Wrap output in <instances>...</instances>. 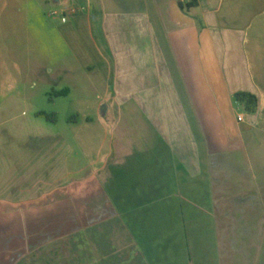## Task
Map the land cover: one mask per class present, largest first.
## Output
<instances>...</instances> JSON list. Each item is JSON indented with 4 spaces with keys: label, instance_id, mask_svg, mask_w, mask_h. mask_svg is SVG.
I'll use <instances>...</instances> for the list:
<instances>
[{
    "label": "crops",
    "instance_id": "1",
    "mask_svg": "<svg viewBox=\"0 0 264 264\" xmlns=\"http://www.w3.org/2000/svg\"><path fill=\"white\" fill-rule=\"evenodd\" d=\"M182 1L88 0L63 12L70 30L88 32L93 56L77 62L107 97L102 119L115 117L88 177L90 229L119 224L122 262L160 264L182 249L186 225L210 220L219 264H264V0ZM237 94L256 97V112Z\"/></svg>",
    "mask_w": 264,
    "mask_h": 264
},
{
    "label": "rangeland",
    "instance_id": "2",
    "mask_svg": "<svg viewBox=\"0 0 264 264\" xmlns=\"http://www.w3.org/2000/svg\"><path fill=\"white\" fill-rule=\"evenodd\" d=\"M87 2L0 0V200H38L19 213L0 209V264L12 244V264H127L116 254L129 242L119 224H89L88 177L115 117L102 119L107 97L77 62L93 56L88 32L70 30L63 15L82 13ZM16 215L32 223L15 224ZM199 223L186 225L188 239L174 243L182 249L160 264H219L214 225Z\"/></svg>",
    "mask_w": 264,
    "mask_h": 264
},
{
    "label": "trees",
    "instance_id": "3",
    "mask_svg": "<svg viewBox=\"0 0 264 264\" xmlns=\"http://www.w3.org/2000/svg\"><path fill=\"white\" fill-rule=\"evenodd\" d=\"M182 9L186 8L189 9L191 8L190 5L183 6L181 5ZM67 93H63V95H66ZM235 101L241 105H243L246 109V111L250 114H253L256 112L257 109V99L256 97L249 95V94H237L235 96ZM41 117H45L49 119L50 117L45 115V114H39Z\"/></svg>",
    "mask_w": 264,
    "mask_h": 264
},
{
    "label": "built area",
    "instance_id": "4",
    "mask_svg": "<svg viewBox=\"0 0 264 264\" xmlns=\"http://www.w3.org/2000/svg\"><path fill=\"white\" fill-rule=\"evenodd\" d=\"M191 2H192V0H183V1H182V4H184V5L186 6V5H190ZM238 121H239V122H242V117H239V118H238Z\"/></svg>",
    "mask_w": 264,
    "mask_h": 264
}]
</instances>
